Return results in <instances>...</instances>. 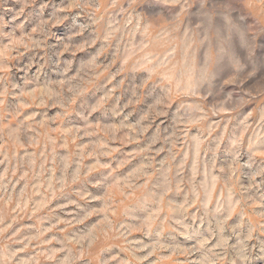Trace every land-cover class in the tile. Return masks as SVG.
<instances>
[{
    "label": "rangeland",
    "instance_id": "obj_1",
    "mask_svg": "<svg viewBox=\"0 0 264 264\" xmlns=\"http://www.w3.org/2000/svg\"><path fill=\"white\" fill-rule=\"evenodd\" d=\"M0 264H264V0H0Z\"/></svg>",
    "mask_w": 264,
    "mask_h": 264
}]
</instances>
